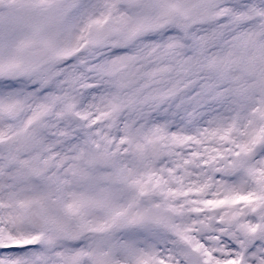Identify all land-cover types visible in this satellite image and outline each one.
<instances>
[{"label":"snow or ice","instance_id":"6c2138e0","mask_svg":"<svg viewBox=\"0 0 264 264\" xmlns=\"http://www.w3.org/2000/svg\"><path fill=\"white\" fill-rule=\"evenodd\" d=\"M0 264H264V0H0Z\"/></svg>","mask_w":264,"mask_h":264}]
</instances>
